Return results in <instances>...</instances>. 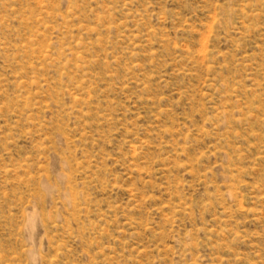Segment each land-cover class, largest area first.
<instances>
[{
    "label": "rangeland",
    "instance_id": "1",
    "mask_svg": "<svg viewBox=\"0 0 264 264\" xmlns=\"http://www.w3.org/2000/svg\"><path fill=\"white\" fill-rule=\"evenodd\" d=\"M0 264H264V0H0Z\"/></svg>",
    "mask_w": 264,
    "mask_h": 264
}]
</instances>
